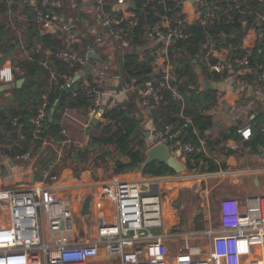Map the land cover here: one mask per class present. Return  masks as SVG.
I'll use <instances>...</instances> for the list:
<instances>
[{"label": "built area", "instance_id": "built-area-1", "mask_svg": "<svg viewBox=\"0 0 264 264\" xmlns=\"http://www.w3.org/2000/svg\"><path fill=\"white\" fill-rule=\"evenodd\" d=\"M42 7L36 10L34 21L40 30L63 33L64 46L55 56L83 66L87 57L78 55L75 49L77 32L72 18L65 19L55 7L59 0H37ZM131 0H94L99 8L104 4L111 7L109 12L102 11L98 22L100 27L109 30L116 39L122 38L131 31L135 20L128 15L120 14L118 4L129 3ZM165 0H159L164 4ZM184 0H176L174 12L163 15L159 21L146 29L144 37L148 42L162 45L151 61V78L137 90L138 104L149 113L156 109L163 100L164 91L171 96L183 100L177 93L172 81L175 80L173 65L168 54V46L186 37V29L191 25L184 9ZM198 4L193 24L205 25L221 11H229L239 6L220 3V0H195ZM115 8V10H114ZM128 8V7H127ZM171 10L168 9L167 12ZM264 24V18H262ZM125 25V26H124ZM124 26V27H123ZM95 42L102 46L106 36L95 27L90 28ZM249 33V32H248ZM125 44V43H124ZM242 55L235 59L236 67L244 72H252V50L240 45ZM223 49H217L212 43L205 50L204 62L211 72L223 74L229 69L227 60L218 59ZM230 64V63H229ZM231 65V64H230ZM18 68L11 66L2 75L5 81L12 80V73ZM259 85L264 88V63L258 72ZM107 77V66L102 63L92 68L85 81L86 96L91 100L89 114L102 115L105 108L117 106L119 101L113 93H105L103 85ZM134 89V87H131ZM123 93V91H122ZM105 95L109 99L105 100ZM31 122L38 133L43 121L48 116L47 97ZM66 111L62 115L63 120ZM183 124L174 128L166 124L163 138L176 157L181 158L194 152H205L204 144L184 142L181 133L183 128L192 125V119L179 114ZM18 118L12 119L17 125ZM91 122L88 124L90 126ZM244 139L251 135L250 127L237 129ZM264 132V126L261 127ZM62 133H66L63 129ZM25 156H29L26 153ZM165 176H149L144 180L129 179L125 174H114L110 183V196L115 205L116 214L113 218L97 215L91 222L93 236L89 239L82 236L70 237L74 231V217L71 200L61 197L57 191L39 185L16 187L5 192L4 203L0 206L8 211V221L0 225V264H88L90 260L103 250L108 259H116L117 264H243L245 259L260 256V260H250L251 264H264V194L247 197L243 204L235 197H223L219 200V225L197 233L166 234L163 228V206L161 178ZM108 192L103 190V196ZM100 201L96 203L100 205ZM194 234H202L209 240V246L203 248L184 242L173 254L165 238L179 236L187 240ZM32 257L31 259L28 258ZM17 257V260H14ZM23 259H21V258Z\"/></svg>", "mask_w": 264, "mask_h": 264}, {"label": "trees", "instance_id": "trees-1", "mask_svg": "<svg viewBox=\"0 0 264 264\" xmlns=\"http://www.w3.org/2000/svg\"><path fill=\"white\" fill-rule=\"evenodd\" d=\"M134 1V8L130 6L118 12L135 20L136 23L129 33L116 39L109 34L107 28L98 27L100 33L109 34L105 42L108 44L103 45L110 47L115 54V61L120 65L118 83L114 90L123 91L125 98L117 106L105 108L102 121L92 127L91 124L88 126L87 141L82 146L69 138L68 134L62 133L64 126H67L61 119L65 111L76 110L84 113L88 109L91 100L86 96L84 80L89 74L62 91L63 86L81 67L73 61L55 56V52L64 46L63 33L41 32L32 14L24 48L20 47V42L14 40L12 35L6 39L8 29L0 24V52L4 54L0 62L11 57L13 66L18 68L14 72L16 79H24L20 87L12 83L9 89L0 91V140L8 138L15 143L9 152L11 157H21L29 153V157L34 158L38 178L46 170L49 171V177L57 176L66 167H72L75 176L85 169L93 168L95 171L101 166L104 169L112 167L114 174H126L138 169L149 176L176 174L162 162L152 161L143 165L145 152L159 140L166 124L171 123L174 128L183 124L180 113L192 119V125L182 130L181 137L184 142L198 143L194 127L201 136L213 125L212 117L204 114L203 109L215 100V96L211 89L203 88L195 70V66H200L202 73L208 72L203 59L207 46L212 43L219 50L227 49L231 65L235 68L234 61L242 55L240 45L248 30L253 26L264 37V24L257 18L264 16V0H220L223 5L232 6L237 1L239 6L229 11H221L205 25H189L186 37L168 46V54L174 67L175 80L172 85L183 100L173 98L168 90L164 91L163 100L149 113L155 129L153 133L156 134L154 142L149 143V136L146 135L149 130L138 115L140 107L137 90L151 78V60L155 46L144 40V34L163 15L174 12L176 0H165L164 4L159 3V0ZM6 6L7 0H0V15H3ZM195 6L198 9L197 3ZM168 9L171 11L167 12ZM55 10L62 13L61 6L55 7ZM74 45L79 56L85 57L88 50H92L106 61L103 45L96 44L90 28L76 37ZM263 45L262 43L261 52L257 54L259 62L256 63L255 54L251 57V65L255 70L259 69V64L264 63ZM17 47H20L21 52L26 50L28 56L14 54ZM93 60L95 58H88V62ZM52 70L55 71L53 77ZM112 70L117 72L115 66ZM211 74L213 75L209 78L221 79L226 76V72ZM6 92L9 96L4 95ZM43 95L47 97L48 116L37 133L31 119L37 114ZM206 102L208 103L205 104ZM54 103L55 109L50 120V109ZM15 117L18 118L17 125H12L11 121ZM250 126L251 135L243 142V146L260 154L264 151V132L261 131L264 116L251 119ZM227 137L239 140L237 126L231 127L229 132L222 131L218 139L208 142V146L214 148ZM57 150H60V155ZM181 158L186 169L190 171L214 172L226 167L224 163L216 164L214 157L207 156L204 152L182 155Z\"/></svg>", "mask_w": 264, "mask_h": 264}, {"label": "crops", "instance_id": "crops-1", "mask_svg": "<svg viewBox=\"0 0 264 264\" xmlns=\"http://www.w3.org/2000/svg\"><path fill=\"white\" fill-rule=\"evenodd\" d=\"M195 5L196 3L192 4L188 0H184L183 3V9L191 24L194 23V18L198 16ZM60 6L63 18L76 19L74 22L77 36L91 27H95L97 30L98 27H100L98 17L103 10L95 5L94 0H59L56 7L59 8ZM41 7L42 5L37 0H7L6 10H4L3 15H0L1 26L8 29L6 39L10 38L12 35L14 40L20 42V47L25 48L29 36L28 29L32 21L31 16L32 14L35 15L36 10ZM257 18L263 23L262 18H264V16H258ZM40 31L47 32L45 30ZM55 32L59 31L57 30ZM248 32L243 38L242 45L248 46L252 50V55H256L255 61L258 63L259 59L257 54L261 52L262 43L264 44V37H261L258 30L253 26ZM144 40L146 41L145 37ZM149 44L155 46V56L156 51L160 49L162 45L154 42H149ZM20 47H17L13 53H21L22 56H28L26 50H22L23 52L20 51ZM102 49L106 55V61L102 60L101 56L97 54L99 58H95L93 62H88V52L92 51L88 50L85 56L87 57L86 64H91L92 68L102 63L106 64L107 78L103 86L105 88L104 91L107 94L113 93V98L120 102L125 98V93L114 90L119 78L115 54L108 45H103ZM224 53V57L218 54L217 58H225L229 65V69L225 70L226 76L221 79L209 78L210 75H213L211 74L213 72L208 70L209 73H202L200 66H195L199 82L204 86V89L212 90V95L215 96V100H212L213 102L211 101L212 103L206 105L203 109L204 114L212 117L213 125L206 129L201 136L198 135L195 127L193 131L198 141L204 144V153L207 156H213L216 160V164L221 165V163H224L226 167L219 168L218 171L214 172L190 171L186 169L172 176L161 178L163 197L162 231L166 234L174 235L175 233H179L182 235L183 233L203 232L209 229H216L219 225L218 203L221 198L217 201L218 224L217 227L214 228L211 224H207V216L202 210L199 211V208L194 216L192 215L191 217L189 214L185 216L183 211L187 203L182 198L184 194L194 193L195 198L200 196L202 198V206L204 207L206 205L207 208L210 199L209 195L212 196V199H217L218 195L226 189L228 192H232L231 195L237 198L241 204L251 195L264 194V151L260 154H256L251 152L248 147H244L243 142L248 140V138L244 139L240 133H238L239 140L233 139V137H227L219 145L213 146L214 148L208 146V142L218 139L222 131L229 132L231 127L236 126L237 129L247 126L251 127V119L264 116V88H261L258 79V72L261 69V65H258V70H255L253 67L252 72H244L230 65L231 61L229 60V51L227 49H223L222 54ZM0 55H2V59L4 54L0 52ZM11 66H13L11 57H7V59L0 62V91L9 89L12 83H16L18 80L14 72L12 73V80L5 81L2 79V75L7 71V68ZM83 66L80 67L78 72L82 70ZM113 66H115L117 70L116 73L112 70ZM54 75L55 71L52 70V77ZM85 81L86 79L84 80V85ZM206 81H209L208 88H205ZM4 95L9 96V93L6 92ZM1 96L2 95H0V97ZM108 99L109 96L105 95V100L107 101ZM3 102L7 103L5 101ZM207 103L208 102L205 104ZM139 107L140 111L138 115L144 120L145 128L149 130L147 131V136H149L150 142L153 143L156 134L153 133L155 129L152 120L149 114H144V108L141 106ZM78 116L87 118L89 122H91L92 118H95L97 123L102 121L103 118L102 115L89 114L88 109L84 113L76 110L66 111L62 120V123L66 124L68 127L67 129V127L64 126L66 130L65 134H68L69 138L71 137V139L77 140L76 142H79L78 139H76L78 135L83 134L80 138L81 142L79 143L82 146L87 141V127L85 129L82 126H86V124H81ZM76 122L80 123V127L76 126ZM14 144L15 143L8 138H2V140H0V204L5 202V192L16 187L39 185L51 188L57 191L61 197H68L71 200V208L75 221L74 231L69 233V236L72 238L80 236V233H78L79 229L85 235L81 234V238L89 239L93 236L91 222L97 215H105L107 218L115 217V205L110 196L112 189L110 180L112 176L108 179H94L89 169H85L75 176L73 168L66 167L63 168L57 176L49 177V171L46 170L41 174V177L38 178L36 176L37 167L35 166L34 158L25 156L26 153L21 157H11L9 155ZM225 147L233 151L228 153ZM57 153L60 155V150H57ZM181 160L183 161L182 158ZM125 175L129 179L134 180H144L147 177L146 174H143L139 170L128 172ZM212 181H214L215 184H212ZM222 187L226 188L221 189ZM103 190L107 191L108 194L103 196ZM89 195L91 196L89 211L86 214H82V203ZM98 201L101 202L99 206L96 205ZM8 216V211L0 206V225L8 221ZM87 223H89V226H87ZM78 224L82 225L78 226ZM90 229L92 233H90ZM87 231H89V233ZM197 239L204 241L202 245L199 244L201 247L206 248L209 246L208 238L202 234H194L190 238H187V240L179 236H170L165 238V241L169 248V253L173 254L176 248L186 241L192 245H196L194 243ZM28 258L31 259L32 257L28 256ZM249 259L250 258H248V260ZM14 260H17V257H14ZM88 264H117V260L108 259L104 251L101 250L99 255L92 258ZM243 264H246L245 261Z\"/></svg>", "mask_w": 264, "mask_h": 264}, {"label": "water", "instance_id": "water-1", "mask_svg": "<svg viewBox=\"0 0 264 264\" xmlns=\"http://www.w3.org/2000/svg\"><path fill=\"white\" fill-rule=\"evenodd\" d=\"M190 3H194L195 0H188ZM136 3L134 0L130 1L129 3H124V4H118L117 8L118 9H125L127 7H135ZM111 6L109 4H104L102 7V10L104 12H109ZM115 10V8H114ZM89 58H99V55L93 53L92 51L88 52L87 55ZM2 55H0V59H1ZM117 68L120 72V65L117 64ZM92 70V65L91 64H85L82 68V70L78 73H76L75 75L72 76V78L70 80H68V82L63 86L62 91L69 88L70 86H72L75 82H77L79 79L84 78L90 71ZM24 81L23 78L18 79L16 81V85L17 87H20V85L22 84V82ZM209 87V81L205 82V88ZM5 88V87H4ZM56 103V102H55ZM55 103L53 105V107H51L50 109V117L49 119H52V114L54 112V106ZM97 123V120L95 118L91 119V127L94 126ZM146 135H148V133H146ZM160 138H163V135H160ZM227 150L226 152H231L233 151L232 149H229L227 147H225ZM152 161H158V162H162L164 163L166 166H168L169 168H171L173 171H175L176 173H180L186 170V166L184 164V162L181 160V158H178L175 156V154L172 152L171 148L169 147V145L163 141L160 140L156 143H154L153 145H151L145 152V160L143 161V165H146ZM91 196H87L81 206V213L82 214H86L89 211V202H90Z\"/></svg>", "mask_w": 264, "mask_h": 264}, {"label": "rangeland", "instance_id": "rangeland-1", "mask_svg": "<svg viewBox=\"0 0 264 264\" xmlns=\"http://www.w3.org/2000/svg\"><path fill=\"white\" fill-rule=\"evenodd\" d=\"M143 111H144V114L145 115H148L149 114V112L146 109H143ZM78 118L80 119V123L81 124H86V126H84V125H82V126L85 129H86V127L88 128V124L90 123L88 121V119L87 118H84V117H81V116H78ZM80 123L76 122V126H79L80 127ZM81 136H83V134L82 135H78V138H76V139H78L79 143L81 142V140H80ZM148 142L151 143L150 140H148ZM104 168H105L104 166H101V167H99V168L96 169V172L93 170V168H90L89 170L91 172L92 178H94V179L95 178H97V179H99V178H106V179H108L110 176H113L114 173L112 171V167H109L107 169H104ZM212 184H215V182L212 181ZM208 185H210V184H208ZM225 188L222 187L221 189H225ZM227 188H229V187H227ZM231 194H232V192H228L227 189H226L225 191H223L221 194L218 195V198L217 199L216 198L215 199H212V196L209 195L210 196V199L208 201L209 202L208 208H207L206 205L204 207L202 206V198L200 196H197V198H198L197 199V198H195V194L194 193H192V194H184V196L182 198H183V200L187 204L185 206V209H184L183 213L185 214V216H187V214H189L192 217V215L194 216L195 215V212L199 208V211L202 210L203 213L207 216L206 217L207 218V224H211L212 227L215 228V227H217V224H218L217 201H218V199L223 198V197H228V196L233 197ZM81 225L82 224H78V226H81ZM87 226H89V223H87ZM87 232L89 233V231H87ZM78 233H80L79 234L80 236L84 235L81 232L80 229L78 230ZM90 233H92L91 229H90ZM203 243H204L203 240L197 239L194 244H196V245L198 244V246H200L199 244L202 245ZM254 259L260 260V256H256V257L255 256H252L249 260L248 259H245L244 261H245L246 264H251L250 263V260H254Z\"/></svg>", "mask_w": 264, "mask_h": 264}]
</instances>
